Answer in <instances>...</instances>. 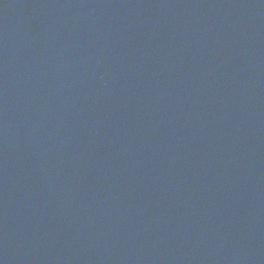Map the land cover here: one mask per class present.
Returning a JSON list of instances; mask_svg holds the SVG:
<instances>
[{
  "label": "water",
  "instance_id": "water-1",
  "mask_svg": "<svg viewBox=\"0 0 264 264\" xmlns=\"http://www.w3.org/2000/svg\"><path fill=\"white\" fill-rule=\"evenodd\" d=\"M0 264H264V0H0Z\"/></svg>",
  "mask_w": 264,
  "mask_h": 264
}]
</instances>
